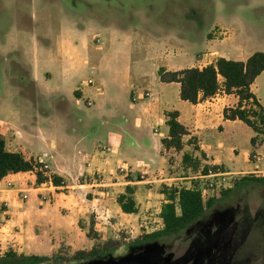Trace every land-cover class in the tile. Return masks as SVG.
I'll use <instances>...</instances> for the list:
<instances>
[{
  "label": "rangeland",
  "instance_id": "obj_1",
  "mask_svg": "<svg viewBox=\"0 0 264 264\" xmlns=\"http://www.w3.org/2000/svg\"><path fill=\"white\" fill-rule=\"evenodd\" d=\"M149 8L154 13L149 12ZM91 22L115 26L134 25L139 29L141 39L148 35L165 36L168 24L169 29L170 24L177 26L174 38L185 32L192 35L193 26L199 24L202 28L201 34L216 39V47L229 59L238 60L254 51L264 52V0H0V105L15 106L20 112L23 124L36 121L39 111L44 113L49 119L44 138L48 139L51 145L54 143L53 136L59 137L68 122L61 123L59 114L71 117L68 113L70 108L67 106H74L69 91L73 79H64L61 74L69 73L77 78L79 81L75 84L76 87L81 81L87 82L89 78L94 81L92 86H95L97 81L95 71L86 67L82 59V53L91 51L92 47L99 44L98 39H101L100 34L89 35L88 28H92L87 24H92ZM155 22L160 26L150 25ZM223 38L227 39L220 42ZM136 47V52L141 54L143 59L146 53L143 44ZM118 49L121 52L124 48L119 45ZM162 49L163 46H159L157 52ZM136 52L134 51L133 56ZM60 53L65 57L58 55ZM125 63L118 55L111 65L114 70H122ZM176 65H179V62L158 60L156 54H153L149 61L142 62L139 72H135L136 69L132 67L130 82L139 93L146 89L154 93L157 90L155 69L169 67V70H174ZM33 77L36 83L30 81ZM115 87L110 91L114 100L102 102L99 96L89 95L91 105L87 104V94L81 95L78 93L79 89L74 90L81 97L78 107L82 110L81 117L89 122L87 135H90L89 139L93 137L92 142L99 145L107 142L108 137L116 132L118 123H123L124 117L127 120L133 118L134 110L129 106L130 99L126 90H118V86ZM165 88L166 97L175 94L174 87ZM10 109L6 108L1 112L3 118L7 117L6 113L12 111ZM32 116H35V120ZM91 128L97 129V133L91 134ZM240 133L243 135V131L240 130ZM108 156L106 159L110 160ZM172 158L174 177L184 176L181 163L177 160L176 162L175 157ZM103 159L100 158V162L104 163ZM97 161L95 163H99ZM38 162L42 164L39 170H42L45 176L53 175L50 163L39 160ZM27 177L28 174L20 173L14 179L6 180V184L22 180L28 182ZM123 180L116 160L111 162L109 171H105L100 165H93L89 173L78 174L64 183L69 187H55L50 181L38 185L34 179L32 187L40 188L36 192L39 199L49 202L56 198L62 209L59 220H54L53 214L49 212H31L22 221L23 229L29 236L28 239H33V243L44 239L49 243L47 237H36L46 234L47 225L55 223L62 229L57 237L56 247L47 253L58 255L62 260L42 264H77L75 261L64 259L77 250L87 251L94 245L102 244H108L109 247L116 245L111 256L112 262L128 258V243L147 232L138 230L135 216L124 215L117 207L116 199L124 192H121L124 185L113 183ZM166 183L180 188L192 187L196 182L192 179H173ZM154 184L156 183H153V186ZM157 184L152 190L154 195L164 183ZM145 189L146 187H142L135 195L140 205L144 201ZM31 192L26 186V190L20 192L19 198H22V194L29 197ZM58 192L63 194L57 197ZM151 200L152 205L148 209L151 219H141L143 230L161 228L158 221L153 220L158 216L156 210L160 198L152 196ZM78 202L79 206L89 204L90 208L79 220L80 227L86 230L85 236L67 237L68 233H72L67 230L71 221L70 209L67 206ZM2 206L5 207L3 203ZM91 224L93 231L89 236ZM201 230L209 233L215 231L217 234L214 240L206 245L213 264H240L244 261L245 264H263L264 184L250 183L236 187L228 196L216 201L187 229L164 240L166 258L171 260L172 256L182 253L191 238ZM238 249L244 251V254L238 255L234 260L233 254H236ZM22 250L33 253L34 249L26 247ZM244 256L246 257L243 259Z\"/></svg>",
  "mask_w": 264,
  "mask_h": 264
},
{
  "label": "crops",
  "instance_id": "obj_2",
  "mask_svg": "<svg viewBox=\"0 0 264 264\" xmlns=\"http://www.w3.org/2000/svg\"><path fill=\"white\" fill-rule=\"evenodd\" d=\"M149 10V12L154 13L151 8ZM91 23L87 24L92 28L90 30L88 28L89 35L90 33L100 34L101 39H98V41L100 40L99 44L92 47L91 51H87L86 54L82 53V59L83 64L96 73L95 86H92L94 84L93 79L89 78L92 80L91 84H87L85 80L81 81L79 86L76 87L75 84L79 81L77 78L70 76L69 73L61 74L64 79H73L69 91L74 106H67L70 108L71 112L68 113L71 117L59 114L61 123L62 121L68 122L62 128L63 133L59 137L57 135L53 136V145L50 144L48 139L44 138L46 127H49V119L46 118L47 116L44 113L39 111L36 121L28 122L29 124L24 123V125L19 115L20 112L15 106L0 105V133L5 139L8 150L21 152L27 159L32 158L33 160L50 163L53 167L51 173L61 177L64 183H67L78 174L89 173L95 164L103 167L105 171H109L111 162L113 163L116 160L118 167L121 165L127 167V173L123 175L124 180L122 182L113 184H123L124 187L121 192L124 191L126 185L133 187V196L138 211L137 213H124L119 205H116L122 214L135 216L138 230L147 233L156 229L155 227L150 230H143V224L141 223V219L144 217L151 219L149 217L151 213H148V209L152 205V196L160 198L156 210L158 216L157 219L153 218V220L158 221L159 228L162 227L159 213L161 204L165 199L159 191L155 195L152 193L154 186L158 185L157 183L170 186L166 181L192 179L196 182L194 184L198 185L200 180L196 177L199 172H204V166H206V170L211 167H219L225 172L236 173L238 177L248 174L264 177V135H260L259 140L252 145L250 140L255 136V132L250 127L240 120H228L223 117L224 108L237 105V95L225 94L223 90H219L214 96L192 104L180 99L178 83L161 82L158 74L155 80L157 90L154 93L150 89L139 93L135 85L130 82L132 79L131 73H133L132 67L136 69L135 72H139V66L142 65V62L149 61L150 56L152 57L153 54H156L158 60L165 59L168 62H179L174 70L192 66L202 67L214 62L220 56L229 59L226 54L216 47V39L201 34V25L193 26L192 35L185 32L184 34L187 36L181 33L180 36L178 35L179 37L174 38L177 26L170 24L169 29L168 24L167 32L164 31L165 36L148 35L141 39L139 29H136L134 25L115 26L97 24L96 22ZM156 23L150 25L152 27L160 26ZM225 39L227 38L221 39L220 42ZM144 40L146 41L144 42ZM140 44H143L146 51L143 59L142 55L136 52V46ZM119 45L124 48L121 52L118 49ZM159 46H163V49L157 52ZM134 51L136 54L133 56ZM58 55L65 57L63 53ZM118 55L126 62L122 70H114L111 65L112 60ZM249 55L238 60L244 61ZM168 68L167 70H169ZM155 71L157 73L156 69ZM30 81L37 82L35 77L31 78ZM115 86H118V90H126L130 99L129 106L134 110L133 118L127 120L124 117L122 119L124 122L118 123L116 132L108 137L107 142L99 145L92 142L94 140L92 136L97 133V129L91 128V134H93L91 139H89L90 135H87L89 122L81 117L82 110L78 108L81 97L78 93L81 95L87 94L86 99L88 100H91L88 97L89 95H95L99 96L102 102H108L115 99L110 92L111 88ZM167 86H169V89L174 87V95L166 97L164 91ZM115 88L117 89V87ZM77 89H79L78 93L74 92ZM250 90L255 94L264 109V72L254 79L250 85ZM145 92H148L149 95L144 96ZM30 105L32 106L31 103ZM6 108H11L12 111L6 113L7 117L3 118L1 112ZM166 111H177V120L187 129V134L182 136L184 145L180 151L175 150L173 147L165 148L162 145L161 140L168 137L169 131L166 125ZM32 117L35 120V116ZM240 130L243 131V135H241ZM189 140L193 143H189ZM194 146L197 149H194ZM106 150L108 151L106 152ZM184 152H188L200 161V167L197 171L193 172L189 168L183 167L181 160ZM202 154H204V157ZM107 156L111 159H106ZM104 157L105 159H103ZM172 157H175V161L181 163L184 176L174 177ZM100 158L103 159L104 163L100 162ZM96 160L99 163H95ZM20 173L28 174V182L22 180L10 185L6 184V180L14 179ZM137 177L140 179H136ZM34 179L35 175L32 172H18L8 174L0 180V254L8 249H12L17 253L31 254L22 250L27 247L31 250L34 249L32 250L33 254L39 252L42 255H47L50 249L56 247L57 237L62 232L57 224L47 225L46 234L36 235V237H47L49 243L46 239L33 243V239H28L29 236L23 229L22 221L31 212L36 214L49 212V214H53L54 220H59L58 216H62V209L56 198L49 202L39 199L36 192L40 188L32 187ZM150 179L153 183H156L154 186L153 183H148ZM26 186L32 192L29 197L27 194H22V196L26 195V198H19L20 192L26 190ZM61 187L69 186L66 184ZM142 187H146V189L144 201L140 205L135 195ZM61 194L63 193L58 192L56 196L60 197ZM2 203L5 207L2 206ZM79 204L78 202L77 204L73 203V206H67L70 209L71 217L67 230L72 232L71 234L68 233L67 237L82 238V235L85 236L86 230L80 227L79 220L90 208L89 204H84V206H79ZM97 213L99 212L97 211Z\"/></svg>",
  "mask_w": 264,
  "mask_h": 264
},
{
  "label": "trees",
  "instance_id": "obj_3",
  "mask_svg": "<svg viewBox=\"0 0 264 264\" xmlns=\"http://www.w3.org/2000/svg\"><path fill=\"white\" fill-rule=\"evenodd\" d=\"M264 72V52L254 51L244 61L217 57L214 62L202 67L192 66L180 70H167L160 67L157 74L161 82H176L179 84V97L181 100L196 104L214 96L219 90L225 94L238 96L235 107H226L223 110L224 119L240 120L254 132L250 140L254 145L264 135V109L250 90L254 79ZM166 125L168 137L161 140L165 148L173 147L180 151L183 149L182 136L187 134V129L178 120L177 111H166ZM189 143H193L189 140ZM194 149H197L194 146ZM204 157V154H202ZM182 165L195 172L200 167V161L188 152L182 154ZM42 164L32 158L27 159L21 152L10 151L6 147L5 139L0 133V180L8 174L18 172H33L35 183L40 185L50 181L55 187L64 186V180L56 174L50 177L39 170ZM206 171V166L203 167ZM250 183L264 184V177L252 174L240 176L230 188L215 193L203 202L197 184L192 187H173L161 185L159 192L165 201L161 204L159 216L162 227L136 237L128 243L130 255L128 258L111 261L114 247L108 244L94 245L89 250H77L70 257L64 259L77 264H213L206 250V245L214 240L216 232L199 231L191 238L187 247L178 256L166 258L164 240L174 237L187 229L204 212L211 208L216 201L228 196L233 189ZM233 187V188H232ZM134 189L126 185L124 192L117 196V204L124 213H137L138 208L133 196ZM93 231L91 224L88 235ZM234 260L244 251L236 250ZM246 256L243 257V259ZM58 255L25 254L17 253L12 249L0 254V264H42L50 261H60ZM240 264H245L240 262ZM264 264V261H263Z\"/></svg>",
  "mask_w": 264,
  "mask_h": 264
},
{
  "label": "built area",
  "instance_id": "obj_4",
  "mask_svg": "<svg viewBox=\"0 0 264 264\" xmlns=\"http://www.w3.org/2000/svg\"><path fill=\"white\" fill-rule=\"evenodd\" d=\"M90 83H92V80H87V84ZM148 95V92L144 93V96ZM87 104L91 105V101L88 100ZM119 170L123 175L127 173V167L125 166L121 165L119 167ZM196 178L200 180V183L197 185V189L200 192L203 202H205L215 193L230 188L238 178V175L232 172H225L219 167H211L208 168L205 172H199ZM148 183L151 184L153 183V181L150 179ZM22 197L26 198V195H23Z\"/></svg>",
  "mask_w": 264,
  "mask_h": 264
}]
</instances>
